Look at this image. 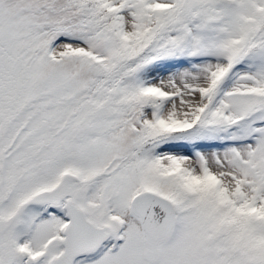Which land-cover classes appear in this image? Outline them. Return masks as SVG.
Instances as JSON below:
<instances>
[{
	"label": "snow or ice",
	"instance_id": "obj_1",
	"mask_svg": "<svg viewBox=\"0 0 264 264\" xmlns=\"http://www.w3.org/2000/svg\"><path fill=\"white\" fill-rule=\"evenodd\" d=\"M0 264H264V0H0Z\"/></svg>",
	"mask_w": 264,
	"mask_h": 264
}]
</instances>
